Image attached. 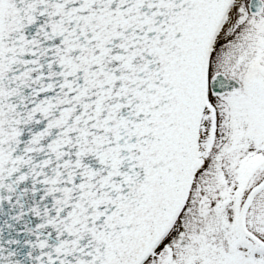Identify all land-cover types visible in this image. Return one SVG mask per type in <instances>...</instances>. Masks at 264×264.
<instances>
[{
    "label": "snow or ice",
    "instance_id": "snow-or-ice-1",
    "mask_svg": "<svg viewBox=\"0 0 264 264\" xmlns=\"http://www.w3.org/2000/svg\"><path fill=\"white\" fill-rule=\"evenodd\" d=\"M0 264H264V0H0Z\"/></svg>",
    "mask_w": 264,
    "mask_h": 264
}]
</instances>
